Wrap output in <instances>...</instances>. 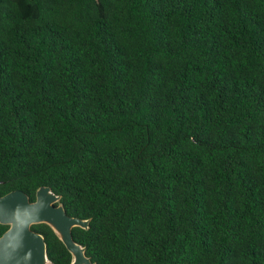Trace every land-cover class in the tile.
Returning <instances> with one entry per match:
<instances>
[{
	"label": "trees",
	"instance_id": "16d2710c",
	"mask_svg": "<svg viewBox=\"0 0 264 264\" xmlns=\"http://www.w3.org/2000/svg\"><path fill=\"white\" fill-rule=\"evenodd\" d=\"M43 186L94 264H264V0H0V197Z\"/></svg>",
	"mask_w": 264,
	"mask_h": 264
},
{
	"label": "water",
	"instance_id": "95a60500",
	"mask_svg": "<svg viewBox=\"0 0 264 264\" xmlns=\"http://www.w3.org/2000/svg\"><path fill=\"white\" fill-rule=\"evenodd\" d=\"M61 199L49 186L41 187L33 202L21 190L0 197V224L9 226L0 238V264H51L44 236L33 229L39 224L52 228L72 264H94L73 236L74 228L88 230L90 220L69 216Z\"/></svg>",
	"mask_w": 264,
	"mask_h": 264
}]
</instances>
